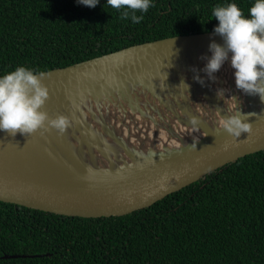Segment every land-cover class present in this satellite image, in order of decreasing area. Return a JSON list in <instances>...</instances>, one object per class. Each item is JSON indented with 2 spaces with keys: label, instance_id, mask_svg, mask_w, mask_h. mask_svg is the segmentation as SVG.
Masks as SVG:
<instances>
[{
  "label": "water",
  "instance_id": "obj_1",
  "mask_svg": "<svg viewBox=\"0 0 264 264\" xmlns=\"http://www.w3.org/2000/svg\"><path fill=\"white\" fill-rule=\"evenodd\" d=\"M210 40L223 43L212 31L178 34L42 72L49 95L41 110L68 124L63 132L0 131V200L65 215H124L263 150L264 101L236 88L228 61L216 80L200 71ZM237 107L249 113L239 136L221 124Z\"/></svg>",
  "mask_w": 264,
  "mask_h": 264
},
{
  "label": "trees",
  "instance_id": "obj_2",
  "mask_svg": "<svg viewBox=\"0 0 264 264\" xmlns=\"http://www.w3.org/2000/svg\"><path fill=\"white\" fill-rule=\"evenodd\" d=\"M229 2L247 15L253 0H152L139 23L119 18L105 0L91 8L0 0V75L212 31V8ZM0 264H264V149L124 215H65L0 200Z\"/></svg>",
  "mask_w": 264,
  "mask_h": 264
},
{
  "label": "clouds",
  "instance_id": "obj_3",
  "mask_svg": "<svg viewBox=\"0 0 264 264\" xmlns=\"http://www.w3.org/2000/svg\"><path fill=\"white\" fill-rule=\"evenodd\" d=\"M99 2L76 0V3L90 8ZM105 3L120 11L119 18H130L133 23H139L144 18L143 13L152 5V0H105ZM137 12L140 14L137 15ZM211 16L218 21L212 32L220 35L223 43L210 40V55L201 57L206 63L200 71L208 79L216 80L214 73L228 61L234 69L236 88L250 95H258L264 101V0H253L247 15L234 2L218 4L212 8ZM192 70L196 72L194 67ZM44 71L20 65L0 75V131H6L11 136L17 132L30 135L37 129L47 131L49 127L64 131L68 124L67 117L57 115L50 118L41 110L49 95L48 88L41 80ZM193 79L201 84L204 82L199 75H194ZM225 91L218 88L216 94L221 97ZM227 113L221 120L225 131L239 136L248 130L245 117L249 113H242L238 107ZM191 122L195 125L196 118L193 117Z\"/></svg>",
  "mask_w": 264,
  "mask_h": 264
}]
</instances>
